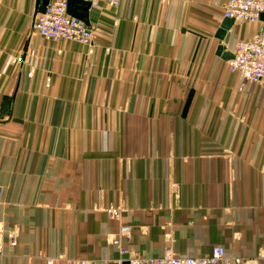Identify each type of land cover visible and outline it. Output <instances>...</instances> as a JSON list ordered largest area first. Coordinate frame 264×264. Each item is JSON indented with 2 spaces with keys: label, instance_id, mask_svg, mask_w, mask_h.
Returning <instances> with one entry per match:
<instances>
[{
  "label": "crops",
  "instance_id": "1",
  "mask_svg": "<svg viewBox=\"0 0 264 264\" xmlns=\"http://www.w3.org/2000/svg\"><path fill=\"white\" fill-rule=\"evenodd\" d=\"M38 2L0 0V264H264V87L217 53L228 0L91 5L93 53L35 33Z\"/></svg>",
  "mask_w": 264,
  "mask_h": 264
},
{
  "label": "built area",
  "instance_id": "2",
  "mask_svg": "<svg viewBox=\"0 0 264 264\" xmlns=\"http://www.w3.org/2000/svg\"><path fill=\"white\" fill-rule=\"evenodd\" d=\"M69 1L49 0L45 11H37L32 29L48 40L83 44L88 47L89 53H93L96 27L70 14ZM84 1H89L94 6L106 3L113 8H119L122 3V0ZM263 12L264 0H228L224 6V17L234 20L261 22L260 15ZM228 47L229 45L226 46L227 50ZM231 52L233 57L228 60L229 70L244 82H253L264 87V28L252 39L237 41ZM129 231V226L121 227L124 234ZM18 234L17 229L6 230L0 223V254L4 253L5 241H14ZM123 253H127L126 250ZM53 261L51 258L48 263L52 264ZM126 261L130 264H242L243 258L229 255L224 246L216 245L206 256H177L166 253L155 257H132Z\"/></svg>",
  "mask_w": 264,
  "mask_h": 264
},
{
  "label": "water",
  "instance_id": "3",
  "mask_svg": "<svg viewBox=\"0 0 264 264\" xmlns=\"http://www.w3.org/2000/svg\"><path fill=\"white\" fill-rule=\"evenodd\" d=\"M38 4L40 5L37 8V11H45L46 6L49 0H38ZM76 6V7H75ZM91 7V3L89 1L84 0H70L69 1V13L73 16L84 20L89 23V9ZM261 21L264 23V12L260 15ZM234 23V19L225 17L219 30L217 31V37L221 39L222 43L218 46L217 53L222 55L225 59H230L233 57L232 52L226 49V46L229 45L230 42V31L229 29ZM264 28V25L263 27ZM124 264H130L129 261H125Z\"/></svg>",
  "mask_w": 264,
  "mask_h": 264
},
{
  "label": "rangeland",
  "instance_id": "4",
  "mask_svg": "<svg viewBox=\"0 0 264 264\" xmlns=\"http://www.w3.org/2000/svg\"><path fill=\"white\" fill-rule=\"evenodd\" d=\"M96 27V26H95ZM1 223V222H0ZM2 224V223H1ZM2 226H3V224H2ZM4 227V226H3ZM5 228V227H4ZM7 240V239H6ZM6 242V241H5ZM6 244V243H5Z\"/></svg>",
  "mask_w": 264,
  "mask_h": 264
}]
</instances>
